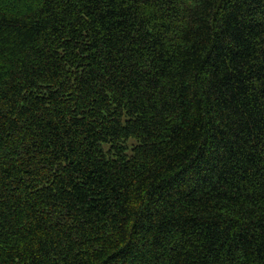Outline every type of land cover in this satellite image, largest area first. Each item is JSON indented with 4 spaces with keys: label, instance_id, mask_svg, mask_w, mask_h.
<instances>
[{
    "label": "trees",
    "instance_id": "trees-1",
    "mask_svg": "<svg viewBox=\"0 0 264 264\" xmlns=\"http://www.w3.org/2000/svg\"><path fill=\"white\" fill-rule=\"evenodd\" d=\"M0 86V264H264V0H0Z\"/></svg>",
    "mask_w": 264,
    "mask_h": 264
},
{
    "label": "snow or ice",
    "instance_id": "snow-or-ice-1",
    "mask_svg": "<svg viewBox=\"0 0 264 264\" xmlns=\"http://www.w3.org/2000/svg\"><path fill=\"white\" fill-rule=\"evenodd\" d=\"M145 2H146V0H125V5H126V6H129V7H133V6L136 5L137 3H145ZM186 2L189 3V4H192V5L195 7V6H197V4L200 2V0H186ZM42 6H43V5H42ZM80 18L83 19V13H81V17H80ZM89 47H91V45H86V47H85L84 49H81V48H77V49H76V51H77L78 53H79V52H82V53H83V56H84V58H86V59L88 60V63L91 62V60H90V56H89L88 51H87V49H88ZM56 55H61L62 58H63V57H65V56H68L69 53L66 52V51H63V50H59V51H57ZM69 63H70V61H69ZM85 66H87V64H86ZM102 86H103V85H102ZM3 94H4V93H3V88H2V86H0V95H3ZM27 99H28L27 96L22 97V99H21V103H23V101H24V100H27Z\"/></svg>",
    "mask_w": 264,
    "mask_h": 264
}]
</instances>
